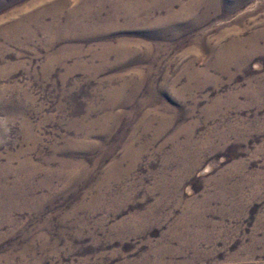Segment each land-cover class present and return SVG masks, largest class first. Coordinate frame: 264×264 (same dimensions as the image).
I'll return each mask as SVG.
<instances>
[{"label":"rangeland","instance_id":"374dc122","mask_svg":"<svg viewBox=\"0 0 264 264\" xmlns=\"http://www.w3.org/2000/svg\"><path fill=\"white\" fill-rule=\"evenodd\" d=\"M0 264H264V0H0Z\"/></svg>","mask_w":264,"mask_h":264}]
</instances>
